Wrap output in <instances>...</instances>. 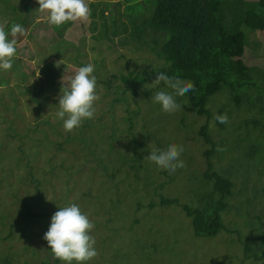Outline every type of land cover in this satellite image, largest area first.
Masks as SVG:
<instances>
[{
  "label": "rangeland",
  "instance_id": "obj_1",
  "mask_svg": "<svg viewBox=\"0 0 264 264\" xmlns=\"http://www.w3.org/2000/svg\"><path fill=\"white\" fill-rule=\"evenodd\" d=\"M135 2L140 4L134 6ZM229 2L221 0V8L227 10ZM86 3L87 18L54 26L37 0H0V29L16 40L12 68L0 72V260L54 264L56 258L47 253L43 234L57 207L76 203L94 225L90 234L97 255L87 264H263L254 263L253 256L245 259L243 246L251 244L255 256L264 253V193H260L264 189V32L240 28L247 42L242 62L251 68L255 85L231 99L226 89L212 96L208 105L213 112L207 120L196 115L184 94L176 97L181 107L162 111L152 96L163 85H156L151 77L133 97L117 76L131 71L142 75L145 70L149 74L157 62L149 51L152 36L145 35L144 44L128 38L130 45L120 44L126 26L123 1ZM3 4L8 6L5 10ZM127 4L134 6L131 13L138 23L154 10L153 0ZM12 6L27 16L28 23L21 26L22 34L14 36L6 27L12 21L8 14ZM100 8L107 23L98 18ZM226 15L231 20L238 11ZM110 17L114 18L109 21ZM87 63L94 65L96 112L80 127L65 131L56 118L61 77L67 84ZM19 68L23 80L15 73ZM116 98L122 100L114 102ZM218 114H225L227 122L218 123ZM202 127L214 142L209 161L203 152L211 146L197 134ZM169 142L183 147L184 166L174 172L145 158L153 148H165ZM208 164L209 173L233 183L225 200L230 207L221 215L225 227H238L240 237L220 231L215 237L196 238L182 209L156 204L165 198L198 207L197 201L211 193V181L205 177ZM243 183L247 193H239ZM247 198L251 199L248 216L258 218L245 226L246 220L235 209Z\"/></svg>",
  "mask_w": 264,
  "mask_h": 264
},
{
  "label": "trees",
  "instance_id": "obj_2",
  "mask_svg": "<svg viewBox=\"0 0 264 264\" xmlns=\"http://www.w3.org/2000/svg\"><path fill=\"white\" fill-rule=\"evenodd\" d=\"M122 1L125 5L123 16L125 17L128 32L124 24L125 34L120 44H129L127 38L135 39L138 43L144 44V36H149V38L152 36L149 51L155 56L157 61L151 65L149 74L145 70L142 75L131 71L126 76H117L133 97L138 90L144 89L143 84L150 77L154 78L155 81L156 72L163 71L169 76H178L192 82L194 89L184 93L185 99L195 110L197 116H204L208 120L211 118L210 113L212 114L213 112L208 105V101L212 96L218 94L222 89H226L227 96L229 95L231 99L235 93L241 92L244 87L255 85V80L250 73L251 68L242 62L247 42L245 40L246 36L240 28H247L251 32H264V0H231L227 10L221 8V0H153L154 10L152 14L149 18L142 19L140 23L137 21L138 17L133 16L131 13L132 7L140 4V2H135L133 6L126 5L128 0ZM3 5L5 10L8 6ZM95 6L98 7L99 5ZM96 10H93L94 14L91 16H95ZM221 10H223L222 14ZM102 11L103 9L100 8L98 18L102 22L104 20L107 23L108 18ZM237 11L238 16L228 20V17H226L228 15L226 14L236 15ZM108 12L109 14H115L116 10L108 9ZM8 14L12 15L11 23L9 25L6 24L8 29L14 24H19L22 27L28 24L26 23L27 21H24L27 16L23 12L16 10L14 6L10 7ZM113 18L110 17L109 21ZM119 27L115 23V30L118 32L120 31ZM102 28L104 29V35L107 29L106 24H103ZM55 29L60 36V31L57 28ZM112 30L114 31L113 26ZM20 70L19 68L15 73L19 74V77H22L21 80H23L25 74L20 72ZM2 75L0 73V86L2 84ZM160 84L163 85L162 82ZM54 89L57 90L56 88ZM106 89H111V86H106ZM115 90L118 92V86H115ZM115 90L113 93L116 94ZM132 96L130 97L135 101ZM245 98L249 101V98ZM121 100V98H116L114 102H120ZM35 103H38L37 100ZM205 127L200 128L197 134L201 136L205 143L211 146L210 150L203 152V157L209 161V157L214 151V142L206 133ZM82 129H78V134H82ZM255 151L258 150L256 149ZM248 155L246 154L245 157ZM210 169L211 165L208 164L205 177L211 181V193L206 192L204 197L201 198V202L197 201L198 207L182 206L175 200L165 198H161L160 202H156V204L162 207L174 205L182 209L185 216L191 221V228L196 238L215 237L220 231L236 234L240 237L238 227H234V230L225 227L221 215L225 209L230 207L225 200L232 194L233 183H231L229 178H224L214 172L209 173ZM229 174L231 175V173ZM243 190V193H247L245 183H243V189H239V193ZM253 191L252 198L256 199V190L253 189ZM260 193L263 195L264 189H261ZM249 200L251 199H245L235 209L237 214L242 216V220H246L245 226H247L249 219L258 218V215L255 217L254 215L253 217L248 216L246 208L251 205ZM152 206L153 204L151 203L148 205L149 208ZM140 208L139 205L138 209ZM252 213L254 214V212ZM46 216L40 215L39 217L44 218ZM32 217L37 216L32 215ZM261 247H264V245H261ZM45 249L47 253L51 254L48 248ZM243 256L245 259L248 256H253L250 259L254 263L262 261L264 264V253L259 257L255 256L254 248L249 243L243 246ZM59 261L56 258L54 264H58ZM0 264H3L2 260H0ZM43 264L49 263L45 262Z\"/></svg>",
  "mask_w": 264,
  "mask_h": 264
},
{
  "label": "clouds",
  "instance_id": "obj_3",
  "mask_svg": "<svg viewBox=\"0 0 264 264\" xmlns=\"http://www.w3.org/2000/svg\"><path fill=\"white\" fill-rule=\"evenodd\" d=\"M39 9L47 10L48 23L60 26L76 19L87 18L90 8L86 0H37ZM23 33L19 24L10 28V34ZM16 40L9 39V32L0 29V71L12 68V58L16 55ZM94 65L87 63L80 66L67 84L61 77L60 95L56 118L62 121L65 131L78 128L95 115L96 77L93 75ZM155 84L163 83V88L157 90L153 96V103L158 104L162 111L173 112L181 107L176 97L194 89L191 81L180 77H172L163 71L156 72ZM152 84V83H151ZM169 89L171 91H169ZM218 123H226L227 116L218 114L215 117ZM183 147L175 142H169L165 148H153L145 157L160 168L174 172L182 168L184 162L180 159ZM94 225L89 217L81 211L80 205L68 203L57 207L51 215L47 230L42 239L46 241L53 256L63 264H87L97 255L95 239L90 234Z\"/></svg>",
  "mask_w": 264,
  "mask_h": 264
}]
</instances>
